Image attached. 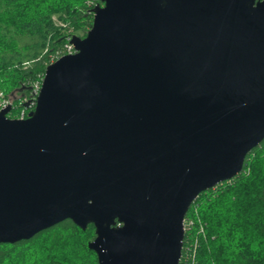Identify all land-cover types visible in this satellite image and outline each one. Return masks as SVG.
<instances>
[{"label":"water","instance_id":"95a60500","mask_svg":"<svg viewBox=\"0 0 264 264\" xmlns=\"http://www.w3.org/2000/svg\"><path fill=\"white\" fill-rule=\"evenodd\" d=\"M100 1L27 119L0 111V244L71 220L98 264H180L194 202L264 141V0Z\"/></svg>","mask_w":264,"mask_h":264},{"label":"trees","instance_id":"16d2710c","mask_svg":"<svg viewBox=\"0 0 264 264\" xmlns=\"http://www.w3.org/2000/svg\"><path fill=\"white\" fill-rule=\"evenodd\" d=\"M99 4L0 0V91L14 104L28 96L73 36L68 30L88 33ZM186 221L193 224L180 264H264V141L247 156L240 176L200 194ZM95 237L94 225L84 231L65 220L30 240L0 244V264H98L88 247Z\"/></svg>","mask_w":264,"mask_h":264},{"label":"built area","instance_id":"2783aa9c","mask_svg":"<svg viewBox=\"0 0 264 264\" xmlns=\"http://www.w3.org/2000/svg\"><path fill=\"white\" fill-rule=\"evenodd\" d=\"M72 38H73L72 36L68 37L67 43L64 46V49L57 53V57L53 59L52 64L55 63L57 60H59L61 57H64L66 55H73L76 53L75 48L71 43ZM42 82H43L42 79L39 81L33 82L31 84L29 95L20 99V106L23 107V110L21 111L20 116L17 117L16 119H19V120L27 119L28 114L36 108L37 99L42 89ZM9 106L12 107V110L10 112L11 114L12 111L15 109L14 99L12 97H6L5 93L0 91V111L7 109ZM10 114L8 115L9 118H11ZM11 119H14V118H11ZM192 224H193L192 221L187 222L185 219V224H184L185 235H186V231L188 227Z\"/></svg>","mask_w":264,"mask_h":264},{"label":"rangeland","instance_id":"374dc122","mask_svg":"<svg viewBox=\"0 0 264 264\" xmlns=\"http://www.w3.org/2000/svg\"><path fill=\"white\" fill-rule=\"evenodd\" d=\"M55 21L58 23V25H60V26L63 25V23H61V22L58 20L57 17L55 18ZM89 30H90V29H89ZM68 33H69V34H72V35H73L72 37H74V36H78V37H80V38H84V37L87 35V34L85 35V32H84V31H81V32H79V33H75V31L72 30V29L68 30ZM66 34H67V33H66ZM22 110H23V107L20 106V102L18 101L17 103H15V109H14V110L12 111V113L10 114V117L16 119L17 117L20 116V113H21Z\"/></svg>","mask_w":264,"mask_h":264}]
</instances>
